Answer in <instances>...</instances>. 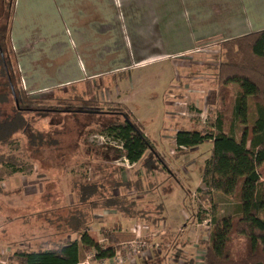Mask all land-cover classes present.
Masks as SVG:
<instances>
[{"label": "rangeland", "instance_id": "1", "mask_svg": "<svg viewBox=\"0 0 264 264\" xmlns=\"http://www.w3.org/2000/svg\"><path fill=\"white\" fill-rule=\"evenodd\" d=\"M220 43V40L211 41L207 48L203 45L197 48L199 51L183 56L171 55L172 48L163 53L149 46L142 58L146 62L106 77L102 81L104 87L101 83L87 82L81 86L26 95L34 102L31 111L22 112L26 126L0 147V155L15 161L16 167L21 169L14 173L9 167L0 166V264H12L8 257L18 249L36 250L41 243L51 245L75 237L67 238L69 231L61 228V224L70 218L75 200L71 193L73 186L100 177L101 173L94 165L106 168V173L120 170L124 182L140 180L141 184L133 183L119 189L118 193L127 196L139 211L148 213L150 220L156 218L161 206L163 224L149 225V222L144 223L145 220L126 222L122 233L135 237L123 243L140 242L141 239L147 244V248L140 251L143 253L153 245H163L162 235L172 236L175 243L171 239L170 244L174 247L164 244L160 249H169L164 254L175 255L182 249L201 264L202 243L208 239L212 218L220 220L232 215L235 203L219 194L208 196L197 192L199 189L206 192L202 175L211 145L177 150L174 137L179 130L213 131L218 113L221 112L226 120L231 116L238 88L230 86L229 98L220 102L216 82ZM6 60L15 72L16 87L19 88L16 67L10 58ZM172 78L174 85L163 95ZM2 79L0 95L7 94L0 109L4 115L13 117L18 103L1 86L5 81ZM84 101L90 108L98 110L91 114L63 110L66 104L79 106ZM117 111H128L132 120L141 125L161 162L147 154L145 159L149 160V168L146 169L142 162L131 165L121 159L104 162L99 158L95 152L98 149L106 145L118 147L116 142L108 141L97 132L100 125L117 121ZM4 118L0 117V121ZM226 122L227 126L229 122ZM236 136L239 138V133ZM150 169H153L151 175L146 178ZM92 214L95 219L90 225V233L102 243L100 231L103 225H114L117 218L99 210ZM182 214L188 217L187 221L180 219ZM106 218L107 221L102 222ZM169 223L176 228L167 227ZM181 241L189 247L183 249ZM232 248L236 253L242 251V239L234 237ZM138 255L125 260L116 254L119 262L115 258L113 261L128 264ZM93 256L94 253L83 259L87 264H100L101 261ZM168 263L172 264L169 260Z\"/></svg>", "mask_w": 264, "mask_h": 264}, {"label": "trees", "instance_id": "2", "mask_svg": "<svg viewBox=\"0 0 264 264\" xmlns=\"http://www.w3.org/2000/svg\"><path fill=\"white\" fill-rule=\"evenodd\" d=\"M6 58H10L9 54L0 44V79L3 77L5 80L1 86L18 103L13 117L4 115L0 109V117H5L0 121V147L26 126L22 112L31 111L34 105L26 97L17 71L21 89L16 87L15 72ZM216 82L220 102L229 98L230 86L238 88L231 116L226 120L221 112L218 113L213 131L179 130L174 137L177 150L211 145L209 160L202 175L206 192L201 189L197 192L208 196L219 194L231 198L235 203L232 215L220 220L212 218L208 239L202 243L204 264H264V30L220 43ZM6 94L3 92L0 95V104L5 102ZM63 110L91 114L98 109L90 108V104L84 101L79 106L66 104ZM116 116L117 121L100 125L97 132L108 141L116 142L118 147L106 145L98 149L95 152L99 158L104 162L121 159L131 165L142 162L146 169L149 168V160L145 159L147 154L159 162V155L130 113L117 111ZM226 121L229 122L227 126ZM238 133L239 138L236 136ZM2 165L14 173L21 172L16 162L4 155H0ZM93 167L99 170L100 177L73 186L71 193L75 200L70 209V218L61 224V228L69 231L67 238L75 237L51 245L41 243L36 250L18 249L8 257L10 263L80 264L84 256L92 253L95 260H113L116 254L127 260L138 255H133L129 248L123 249L117 233L118 226L103 228L100 231L103 242H98L90 233V225L95 219L92 212L112 211L123 219L145 220L144 223L151 225L163 220L161 206L156 218L150 220L148 213L139 211L127 196L118 193L119 189L133 183L141 184L140 180L124 182L120 170L106 173L107 169L102 166ZM152 170L145 174L146 178L150 177ZM78 208L87 212L83 213ZM234 237L243 241L242 251L237 253L232 248ZM162 239L161 248L171 243L168 235H162Z\"/></svg>", "mask_w": 264, "mask_h": 264}, {"label": "crops", "instance_id": "3", "mask_svg": "<svg viewBox=\"0 0 264 264\" xmlns=\"http://www.w3.org/2000/svg\"><path fill=\"white\" fill-rule=\"evenodd\" d=\"M261 23L264 0H0V44L29 96L87 82L104 87L106 77L146 62L142 58L149 46L163 53L172 48L171 55L183 56L207 48L211 41L264 30ZM103 212L117 218L103 228L118 226L122 243L135 237L122 233L124 223L134 220ZM180 219L188 217L182 214ZM172 224L167 227L176 228ZM153 246L128 264H197L182 249L168 255L163 252L169 249ZM180 246L189 247L183 242Z\"/></svg>", "mask_w": 264, "mask_h": 264}, {"label": "built area", "instance_id": "4", "mask_svg": "<svg viewBox=\"0 0 264 264\" xmlns=\"http://www.w3.org/2000/svg\"><path fill=\"white\" fill-rule=\"evenodd\" d=\"M123 246V249H128L132 251V254L133 255H136L137 253L139 254L141 250L147 248V244L146 243H143L141 242V239H140V242H136V241H132L130 243H123L122 244ZM151 248V247H150ZM154 249H159V245H154L153 246ZM119 255V254H118ZM120 256V255H119ZM127 257V256H126ZM120 258L122 259L123 257L120 256ZM202 262L201 264H204V256L202 258ZM115 261L119 262V259H117V257L115 256Z\"/></svg>", "mask_w": 264, "mask_h": 264}]
</instances>
